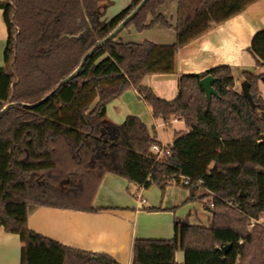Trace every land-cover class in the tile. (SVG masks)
<instances>
[{
  "label": "trees",
  "instance_id": "obj_1",
  "mask_svg": "<svg viewBox=\"0 0 264 264\" xmlns=\"http://www.w3.org/2000/svg\"><path fill=\"white\" fill-rule=\"evenodd\" d=\"M142 1L131 0L103 27L99 0L0 1L8 29L0 67V228L20 236L21 264H119L28 226L31 205L98 211L96 195L113 174L140 189L156 185L162 193L181 185L189 191L186 203L200 201L211 211L208 225L177 219L170 240L136 239L132 264H177L178 251L185 264H264V74H244L253 104L237 90L227 65L183 74L174 101L143 85L147 75L174 72L181 48L260 0H178L175 25L159 12L168 0H149L125 29L172 27L174 45L126 43L117 36L60 86ZM249 52L264 68V29ZM207 76L216 79L211 101L201 85ZM129 89L155 119L185 123L188 131L176 133L171 156L157 160L153 146L161 143L139 117L123 124L108 119L107 106Z\"/></svg>",
  "mask_w": 264,
  "mask_h": 264
},
{
  "label": "crops",
  "instance_id": "obj_2",
  "mask_svg": "<svg viewBox=\"0 0 264 264\" xmlns=\"http://www.w3.org/2000/svg\"><path fill=\"white\" fill-rule=\"evenodd\" d=\"M130 4L131 0H99V26L103 27ZM159 12L170 24L175 25L178 0H168L160 7ZM262 29L264 0L252 4L246 11L222 24L213 25L206 34L178 51L174 72L147 75L143 85L152 89L157 97L174 101L179 96V80L183 74H201L227 65L234 71L236 87H241L246 81L244 74L259 75L264 70L256 65L249 52L255 34ZM7 40L4 11L0 9V67L4 66ZM118 40L126 43L150 41L159 46H172L176 43L177 33L174 28L162 25L144 32H138L131 26L118 35ZM130 116L139 117L161 145L171 146L176 133L188 131L180 119L170 123L155 119L151 108L139 98L135 89L125 91L107 106V117L115 124H123ZM168 126H175L177 129L175 128L168 141H164L159 129ZM131 187L132 184L127 180L107 174L94 200L98 211L85 212L31 205L28 209V226L36 233L64 246L91 254L108 255L119 264H132L133 243L136 239L170 240L174 237L177 203L169 201L166 193H162L154 185L143 190L146 204H142L137 199V192L141 189L136 185ZM153 208L155 211H152ZM206 209L211 212L208 207ZM23 246L19 235L0 228V264H21ZM176 262L185 264L183 251L177 252Z\"/></svg>",
  "mask_w": 264,
  "mask_h": 264
},
{
  "label": "rangeland",
  "instance_id": "obj_3",
  "mask_svg": "<svg viewBox=\"0 0 264 264\" xmlns=\"http://www.w3.org/2000/svg\"><path fill=\"white\" fill-rule=\"evenodd\" d=\"M262 74H264V70L259 75L261 76ZM263 80L264 78L260 81L259 86H260V90L262 92L263 99H264V81ZM237 90L239 92H242V89L239 85L237 86ZM175 128L177 129V127L175 126L172 128L168 126V128L159 129L164 141H168V139L172 137V135L174 134ZM134 186L135 185L132 184L131 188H133ZM140 192H142V194L145 195V192L143 191H140ZM188 192L189 191L181 185H171L168 187L166 191L167 199L169 201L177 203L176 204L177 205V209H176L177 219L179 221L186 219L193 224L208 225L211 220V212H209L206 209L207 205L200 201L186 203V199L189 196ZM137 194H139V192H137ZM144 197L146 198V196ZM260 222H263V220H261Z\"/></svg>",
  "mask_w": 264,
  "mask_h": 264
},
{
  "label": "water",
  "instance_id": "obj_4",
  "mask_svg": "<svg viewBox=\"0 0 264 264\" xmlns=\"http://www.w3.org/2000/svg\"><path fill=\"white\" fill-rule=\"evenodd\" d=\"M149 0H143L140 5L104 40L98 42L96 44V46H94L90 52L84 57L82 63L80 64V66L69 76L67 77L65 80H63L60 84H66L68 82H70L71 80H73L82 70L85 62L88 60L89 57H91L100 47L104 46L107 42H109L110 40L115 39L124 29L127 25H129L131 23V21L138 15V13L143 9V7L146 5V3ZM216 82V79L213 78L212 76H207L204 79L201 80V85L206 93L207 99L209 101L212 100L213 96H217V92L213 87V84ZM241 89H242V93L244 94V96L249 100V102L251 104H253V99L250 93V84L248 81H244L241 85ZM40 103L34 104V105H25L26 108L29 109H33L36 108L37 106H39ZM9 107H11V105L7 106L3 112L8 109ZM231 246H227L225 249L230 248Z\"/></svg>",
  "mask_w": 264,
  "mask_h": 264
},
{
  "label": "built area",
  "instance_id": "obj_5",
  "mask_svg": "<svg viewBox=\"0 0 264 264\" xmlns=\"http://www.w3.org/2000/svg\"><path fill=\"white\" fill-rule=\"evenodd\" d=\"M153 151L157 154V160H161L164 156H171V151H170V146L168 145H154L153 146ZM190 180L184 179L182 178V184H189ZM144 188H141V191H143ZM137 199L139 200L140 203L142 204H146V200L142 195V192H139V194H137ZM213 206V205H212ZM257 222H253L251 223V227H253L255 225V223Z\"/></svg>",
  "mask_w": 264,
  "mask_h": 264
}]
</instances>
